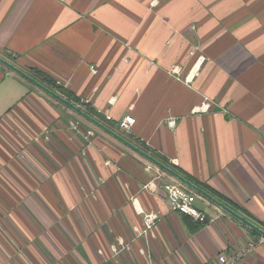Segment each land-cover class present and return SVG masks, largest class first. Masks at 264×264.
I'll list each match as a JSON object with an SVG mask.
<instances>
[{"label": "crops", "instance_id": "1", "mask_svg": "<svg viewBox=\"0 0 264 264\" xmlns=\"http://www.w3.org/2000/svg\"><path fill=\"white\" fill-rule=\"evenodd\" d=\"M10 64L264 231V0H0V264H214L259 234L187 186L215 220L171 212L170 174Z\"/></svg>", "mask_w": 264, "mask_h": 264}, {"label": "built area", "instance_id": "2", "mask_svg": "<svg viewBox=\"0 0 264 264\" xmlns=\"http://www.w3.org/2000/svg\"><path fill=\"white\" fill-rule=\"evenodd\" d=\"M90 70L94 74L97 73L96 68L93 66L90 67ZM211 105L212 103L209 100H205L201 106V111L209 110ZM105 118L107 120L111 119L109 114H105ZM133 124L134 117L129 113L124 115L118 122L119 128L126 133L130 132ZM167 125L170 128H173L175 126L174 120H169ZM87 134L91 136L92 132L89 131ZM147 169H149V167ZM161 188L164 192L165 201L167 202L171 212L187 216L191 220L198 223L213 222L215 220V217H207L205 213L196 207V194L182 185L180 182L176 180L166 181L161 184ZM144 189L149 192H154L156 187L152 183H147L144 186ZM158 220L159 216L155 212L142 213V228L134 227L135 236L130 241L121 240L117 243V245H112L113 255L116 257H123L127 255L131 251L134 243L145 239L146 236L153 231ZM262 244H264V236L259 235L255 238H250L239 248L238 251L229 255H219L217 257V262L214 264H236L243 260L257 246ZM138 253L141 256L146 258L148 257L144 247H140L138 249Z\"/></svg>", "mask_w": 264, "mask_h": 264}, {"label": "water", "instance_id": "3", "mask_svg": "<svg viewBox=\"0 0 264 264\" xmlns=\"http://www.w3.org/2000/svg\"><path fill=\"white\" fill-rule=\"evenodd\" d=\"M9 67L13 71H15L16 73H18L19 75H21L22 77L26 78L27 80L31 81L32 83H34L37 86H39L40 88H42L44 91L48 92L50 95H52L53 97H55L56 99H58L60 102H62L68 108L72 109L73 111H75L78 114H80L81 116H83L85 119L90 120L92 123H94L95 125H97L98 127L102 128V129L106 130L107 132H110V133L114 134L113 132H111L110 130H108L104 125H102L99 121H97L95 118H91L80 107L76 106L74 103L70 102L69 100H67L66 98H64L63 96H61L60 94H58V93H56L54 91H51V90L47 89L46 87H44L40 83L36 82L34 79H32L31 77H29L26 73H24L23 71L19 70L18 68H16L12 64H10ZM114 135L117 136L116 134H114ZM117 137L120 140L124 141L120 136H117ZM125 143L130 148H132L134 151H136L137 153H139L140 155H142L143 157H145L147 160H149L150 162H152L153 164L157 165L159 168L163 169L165 172H167L168 174H170L175 180H177L178 182H180L182 185L189 187L190 189H192L193 191H195L200 196L204 197L205 199L211 201L212 203H214L215 205H217L218 207H220L224 212H226L227 214H229L230 216H232L236 220L240 221L241 223H243L244 225H246L250 229L254 230L259 235L264 236V231L262 229H260L258 226H256L254 223H252L251 221H249L248 219H246L244 216L240 215L239 213H237L236 211H234L230 207L226 206L222 202H220L217 199H215L214 197H212L206 191L202 190L201 188L197 187L196 185H194L190 181L186 180L184 177H182L181 175H179L177 172H175L171 168H169V167L165 166L164 164H162L160 161H158L157 159H155L150 154L145 153L144 151H142L138 147H136V146H134V145H132V144H130L128 142H125Z\"/></svg>", "mask_w": 264, "mask_h": 264}, {"label": "trees", "instance_id": "4", "mask_svg": "<svg viewBox=\"0 0 264 264\" xmlns=\"http://www.w3.org/2000/svg\"><path fill=\"white\" fill-rule=\"evenodd\" d=\"M39 80H40V82H41L42 84L46 85L50 90L57 91V92H59L60 94H65V93H63V90H62V89L56 87L53 83H51V81H47V79H45V78H42V79H39ZM65 98H66L67 100H69V101L72 100L73 102L78 103L75 99H72V98H70V97H68V96H66ZM83 110H84L85 113L88 114L89 116H92V117H94V118L97 119V120H102V119H101V116H100L98 113H96L95 111H93V110L87 108V106H85ZM140 149H141L142 151H144L145 153H148V154H150L151 156H153L155 159H157L158 161H160V162H161L162 164H164L165 166H167V167L173 169L172 166H171V165H170L165 159H163L162 157H160L159 155L155 154V153L152 152V151H149L147 148H145V147H143V146H140ZM208 193H209L212 197H214L215 199H217L218 201L224 203L226 206H228V207L231 208L230 205H228L227 203L223 202L219 197L215 196V195L212 194L211 192H208ZM248 229H249V228H248ZM249 230L251 231V233H252L253 235H257V234H258V233H256L254 230H252V229H249Z\"/></svg>", "mask_w": 264, "mask_h": 264}, {"label": "rangeland", "instance_id": "5", "mask_svg": "<svg viewBox=\"0 0 264 264\" xmlns=\"http://www.w3.org/2000/svg\"><path fill=\"white\" fill-rule=\"evenodd\" d=\"M76 105V104H75ZM77 106V105H76ZM83 110V109H82ZM84 111V110H83Z\"/></svg>", "mask_w": 264, "mask_h": 264}]
</instances>
